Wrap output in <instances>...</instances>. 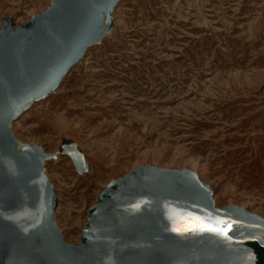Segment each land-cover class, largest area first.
<instances>
[{
    "label": "rangeland",
    "instance_id": "rangeland-1",
    "mask_svg": "<svg viewBox=\"0 0 264 264\" xmlns=\"http://www.w3.org/2000/svg\"><path fill=\"white\" fill-rule=\"evenodd\" d=\"M50 1L0 0V30ZM108 14L54 93L5 126L43 160L63 242L76 249L97 194L147 167L189 171L213 210L264 220V0H118Z\"/></svg>",
    "mask_w": 264,
    "mask_h": 264
},
{
    "label": "water",
    "instance_id": "water-1",
    "mask_svg": "<svg viewBox=\"0 0 264 264\" xmlns=\"http://www.w3.org/2000/svg\"><path fill=\"white\" fill-rule=\"evenodd\" d=\"M116 0H53L26 27L0 31V264H264V220L242 209L211 208L210 196L186 170L140 168L98 195L89 209L81 247L49 232L54 199L36 150L23 160L6 151L4 123L56 89ZM139 204V208L133 205ZM173 213L199 219L176 220ZM230 218L226 234L209 219Z\"/></svg>",
    "mask_w": 264,
    "mask_h": 264
},
{
    "label": "bare ground",
    "instance_id": "bare-ground-1",
    "mask_svg": "<svg viewBox=\"0 0 264 264\" xmlns=\"http://www.w3.org/2000/svg\"><path fill=\"white\" fill-rule=\"evenodd\" d=\"M52 1H53V0L50 1L49 7L51 6ZM117 2H118V0H116V2L114 3V5H113L112 8H114V6H115V4H116ZM49 7H48L47 9H49ZM46 11H47V10H46ZM108 15H109V14L107 13V14L101 19V21H100V26H99V33L102 32V29H103V27H102L103 22H102V21H103V19H106V18L108 17ZM35 17H37V16H34L33 18H35ZM31 22H32V21H31ZM2 29H3V28H2ZM0 31H1V30H0ZM12 31H14V28H12V27L9 28V29H8V34H11ZM93 44H94L93 41L90 42V43L88 44V46L86 47V49L89 48V47H91ZM86 49H85V51H86ZM81 59H82V57H81L76 63L80 62ZM76 63H74L71 67H73ZM71 67H70V68H71ZM70 68H69V69H70ZM69 69H68V70H69ZM68 70L63 74L62 78L66 75V73L68 72ZM62 78H61V80H62ZM61 80H60V82H61ZM60 82H59V84H60ZM59 84H58V85H59ZM57 87H58V86H57ZM57 87H56V89H57ZM56 89H54L53 91H51L50 93H48L44 98H42V99H40V100H38V101L44 100V99H45L46 97H48L49 95H52ZM38 101H33L32 103H34V102H38ZM32 103H31V105H32ZM31 105H30V106H31ZM24 111H25V110L21 111V113L19 114L18 117H20V116L22 115V113H24ZM18 117H17V118H18ZM12 121H13V120H8V121H6V122L4 123V125H5V126L7 125L8 128H9V125H10V123H11ZM9 131H10V130H9ZM10 135H11V140H10V142L6 145V151L8 152V154L10 155V157H11V159H12L13 161H16V162L18 161V162H20V161L23 160L25 148L30 147V146H29V145H18V143L14 140L12 134H10ZM16 146L19 147V149H20L19 152H15V151H14V148H15ZM30 148H32V147H30ZM70 155L72 156V158H73V160H74V163H76V167H77L78 169H81V170H87L86 165H85V163H84V161H83V159H82V156H81L80 154L72 153V152H71ZM42 161H43L42 159H39V160H38L39 166H41ZM40 168H41V167H40ZM132 172H133V171H132ZM132 172H130V173H132ZM42 177L45 179L46 183L48 184V186H49V190H50V193H51V195H52V198L54 199V196H53L52 191H51V185L48 183L47 179H46L44 176H42ZM197 179H198V178H197ZM199 182H200V181H199ZM200 183H201V182H200ZM204 183H205V185H204L203 183H201V184L206 188L207 193H208V195L210 196V200H211V202H212L211 195H210V189H209V187L207 186V185H211V184L208 183V182H204ZM105 189H106V187H105L103 190H105ZM103 190H101V191H103ZM101 191H100V192H101ZM100 192L97 194L96 199H97L98 195L100 194ZM95 202H96V201H95ZM95 202H94V203H95ZM54 204H55V202H54ZM240 207H241V206H240ZM240 209H242V208H240ZM242 210H244V209H242ZM52 212H53V209H52ZM52 222H53V213H52V220H51L50 225H49V232L54 236V238H55L56 240H60L65 246H67V247L70 248L71 246H68V245H66V244L63 242V240L61 239L59 233L54 229ZM86 227H87V222H86V224H85L84 229H82V231H81L80 238H81V235H82L83 231L86 229ZM80 238H79L80 245H79L78 247H76V249H79V248L82 246V245H81V240H80ZM70 249H73V248H70Z\"/></svg>",
    "mask_w": 264,
    "mask_h": 264
},
{
    "label": "snow or ice",
    "instance_id": "snow-or-ice-1",
    "mask_svg": "<svg viewBox=\"0 0 264 264\" xmlns=\"http://www.w3.org/2000/svg\"><path fill=\"white\" fill-rule=\"evenodd\" d=\"M134 208H139V204L133 205ZM174 223H173V230L176 229V220L180 219H199L198 217H191V216H182L181 214L173 213ZM237 221L230 219V218H216V219H209L207 224L209 225V231H212L214 234L221 236L223 239L228 240L230 237L226 234L228 228Z\"/></svg>",
    "mask_w": 264,
    "mask_h": 264
}]
</instances>
